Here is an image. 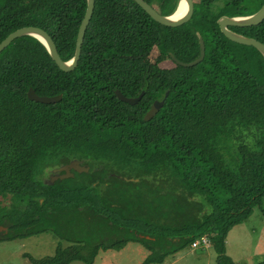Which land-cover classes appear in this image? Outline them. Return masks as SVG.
<instances>
[{
  "label": "trees",
  "instance_id": "obj_1",
  "mask_svg": "<svg viewBox=\"0 0 264 264\" xmlns=\"http://www.w3.org/2000/svg\"><path fill=\"white\" fill-rule=\"evenodd\" d=\"M145 1L169 16L180 0ZM263 3L196 0L192 19L171 28L133 0H95L72 72L61 71L31 36L4 49L0 226L9 233L0 240L51 234L54 255H25L32 264H94L100 251L120 250L130 241L143 242L150 252L143 264L211 246L218 264H236L226 253L228 233L256 207L264 212V57L227 39L217 21L254 14ZM86 7L87 0H0V43L19 28L39 27L68 61ZM230 30L264 43V20ZM199 36L205 57L193 67L147 61L156 54L162 63L172 54L192 62L200 54ZM29 87L62 99L31 101ZM115 90L125 97L146 93L132 106ZM155 100H164L162 108L145 119ZM73 158L90 171L43 181L45 167Z\"/></svg>",
  "mask_w": 264,
  "mask_h": 264
},
{
  "label": "rangeland",
  "instance_id": "obj_2",
  "mask_svg": "<svg viewBox=\"0 0 264 264\" xmlns=\"http://www.w3.org/2000/svg\"><path fill=\"white\" fill-rule=\"evenodd\" d=\"M147 61L162 68L173 66L170 60L159 62L156 54L151 55ZM4 204H9V201H4ZM263 213L256 207L247 222L233 227L228 233L226 253L236 264H256L264 258ZM56 246L57 239L51 234H40L10 241L0 240V264H32L25 255L29 254L36 259L52 256ZM149 253L143 242L130 241L120 250L100 251L94 264H143ZM217 257L212 246L209 249L187 247L176 254H171L163 264H218ZM70 264L84 263L74 261Z\"/></svg>",
  "mask_w": 264,
  "mask_h": 264
},
{
  "label": "water",
  "instance_id": "obj_3",
  "mask_svg": "<svg viewBox=\"0 0 264 264\" xmlns=\"http://www.w3.org/2000/svg\"><path fill=\"white\" fill-rule=\"evenodd\" d=\"M139 7H141L151 18L153 21L156 23L166 26V27H171V28H176L180 27L186 23H188L195 12V3L196 0H185L188 5V9L186 14L178 19L174 20L172 17L176 14L178 8L180 7V4L183 0H180L178 3V6L176 10L174 11L173 14L169 16H164L162 15L156 7L152 6L151 4L147 3L145 0H133ZM95 7V0H87V7L86 11L83 17V20L80 24L78 34H77V39H76V45H75V52L73 57L68 60L64 61L60 57L58 53L57 46L52 38V36L45 31L42 28L35 27V26H28V27H22L11 34H9L1 43H0V53L6 49L14 40L17 38L23 37V36H31L35 39H37L39 42L43 44V46L46 48L48 51L50 57L52 60L55 62V64L58 66V68L63 71V72H72L78 65V62L80 60L81 56V51H82V45L84 42V37L86 34V30L89 26L90 20L92 18V14L94 11ZM264 20V3L262 7L255 12L254 14L248 15V16H238V17H228V16H222L221 18L218 19L217 23L219 25L220 31L224 34V36L229 39L232 42L253 47L259 51V53L264 57V43L250 37H246L244 35H241L239 33H236L232 30H230V27H253L259 25L262 21ZM199 46H200V54L197 59H195L192 62L189 63H184L179 61L178 59L175 58L174 55H170L171 59L180 66L183 67H193L197 64H199L205 57V43L204 40L201 36H199ZM146 90H143L137 97H125L119 90H115V95L117 98L125 103H128L132 106L136 105L142 97L145 95ZM166 96H168V92L166 93ZM27 97L29 100L38 102V103H43V104H54L59 102L62 99V95L58 96H53V97H46V96H39L36 94L35 90L33 88H30L27 91ZM164 100H155L148 111L147 115L145 116V119H150L152 118L163 106ZM74 164L70 165H64L62 166L58 171L63 170L65 171L64 175H61L59 178L60 179H65L72 177V173H70V169L74 168L77 172H88L89 168L88 167H81V168H75L73 167L74 165L79 166L80 163H83L82 161L75 160L73 162ZM113 176L117 177L118 179L124 181V182H138V179H132L116 174H112ZM51 184V183H49ZM6 233V228L4 226H0V236L4 235Z\"/></svg>",
  "mask_w": 264,
  "mask_h": 264
},
{
  "label": "flooded vegetation",
  "instance_id": "obj_4",
  "mask_svg": "<svg viewBox=\"0 0 264 264\" xmlns=\"http://www.w3.org/2000/svg\"><path fill=\"white\" fill-rule=\"evenodd\" d=\"M170 61L171 62H174L172 59H170ZM43 67V66H42ZM30 88H32V87H29L28 88V90L30 89ZM27 90V91H28ZM75 160H78V161H82V160H80V159H77V158H73V159H71V160H69L68 162H66V163H57V164H54V165H51V166H48V167H45L43 170H42V172H41V178L43 179V181L45 182V183H51V184H54L56 181H60V180H65V179H68V178H65V179H60L59 177L61 176V175H64L65 174V171H63V170H60V171H58L62 166H64V165H70V164H74L73 162L75 161ZM83 162V161H82ZM73 167H75V168H81V167H88L89 168V171H90V166L89 165H87L85 162H83V163H80V165L79 166H76V165H74ZM102 167V166H101ZM100 167V168H101ZM88 171V172H89ZM88 172H84V171H82V172H80V173H88ZM70 173H72V177H69V178H75V175H76V173H79V172H77L74 168H71L70 169ZM79 173V174H80ZM96 181H98V183L100 182V180L99 179H96L95 180V182ZM5 228H6V233H4V235H2V237H5L6 235H8V233H9V229H8V227L7 226H4ZM1 237V236H0Z\"/></svg>",
  "mask_w": 264,
  "mask_h": 264
},
{
  "label": "bare ground",
  "instance_id": "obj_5",
  "mask_svg": "<svg viewBox=\"0 0 264 264\" xmlns=\"http://www.w3.org/2000/svg\"><path fill=\"white\" fill-rule=\"evenodd\" d=\"M187 9H188L187 2L185 0H183L180 4V7L178 8L176 14L172 17V19L178 20V19L182 18L186 14Z\"/></svg>",
  "mask_w": 264,
  "mask_h": 264
},
{
  "label": "built area",
  "instance_id": "obj_6",
  "mask_svg": "<svg viewBox=\"0 0 264 264\" xmlns=\"http://www.w3.org/2000/svg\"><path fill=\"white\" fill-rule=\"evenodd\" d=\"M207 245V244H206ZM193 246L195 247V248H197V246H198V243H195V244H193Z\"/></svg>",
  "mask_w": 264,
  "mask_h": 264
}]
</instances>
